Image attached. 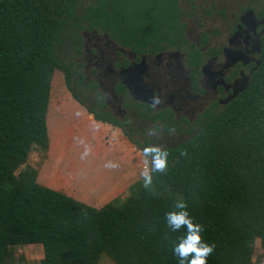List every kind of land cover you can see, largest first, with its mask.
I'll use <instances>...</instances> for the list:
<instances>
[{
	"label": "trees",
	"instance_id": "trees-1",
	"mask_svg": "<svg viewBox=\"0 0 264 264\" xmlns=\"http://www.w3.org/2000/svg\"><path fill=\"white\" fill-rule=\"evenodd\" d=\"M76 2L0 0V264H10L8 248L26 245L41 247L38 264H98L102 255L112 264H181L174 249L188 230H174L166 219L182 210L180 203L200 226L201 243L214 245L206 264L258 262L264 255V34L247 87L192 138L160 149L167 153L162 172L154 169V153L131 142L151 160L147 187L142 177L96 209L36 182L37 169L27 160L33 147L48 148L53 73L68 83V68L54 53L64 32L100 30L135 52L183 40L176 0H92L78 16Z\"/></svg>",
	"mask_w": 264,
	"mask_h": 264
},
{
	"label": "flooded vegetation",
	"instance_id": "flooded-vegetation-1",
	"mask_svg": "<svg viewBox=\"0 0 264 264\" xmlns=\"http://www.w3.org/2000/svg\"><path fill=\"white\" fill-rule=\"evenodd\" d=\"M247 1L233 12L232 0L210 1L207 10L189 4L184 11L176 0L183 40L141 52L122 47L100 30L76 28L63 53L65 89L87 114L111 120L106 125L130 144L175 148L230 102L223 100L235 81L245 76L249 81L259 67L264 8L261 0ZM81 12L74 8L77 16ZM154 96L160 101L155 106Z\"/></svg>",
	"mask_w": 264,
	"mask_h": 264
},
{
	"label": "rangeland",
	"instance_id": "rangeland-1",
	"mask_svg": "<svg viewBox=\"0 0 264 264\" xmlns=\"http://www.w3.org/2000/svg\"><path fill=\"white\" fill-rule=\"evenodd\" d=\"M181 11L187 10V5H201L207 10L210 6V1L213 0H179ZM221 4L227 2V0H215ZM233 12L238 10L240 5L247 3V0H232ZM92 0H77L75 8L83 7L85 4H91ZM236 5V6H235ZM211 23L206 22L205 27L209 28ZM69 38L67 33L64 32L60 39L62 42L59 46L54 45V53L60 63L65 64L63 59L64 51H66V40ZM219 41V40H218ZM220 42V41H219ZM50 104L47 108L46 114V127L47 137L48 135L56 136L59 131H65L68 128H73V135L67 142L65 148L64 142L60 144L63 154L60 157H55V154L50 156L49 161H41L40 155H46V152L42 153L36 147L31 149L29 154V160L27 164L39 170L40 176L43 172L51 169V164L58 168L57 170H66L70 167V170L76 175L78 180L88 181L94 176H99L102 180L101 188L105 185L112 183L118 178L122 169L130 168L136 174L131 179H126V184H131L136 180L144 177L143 173L149 171L151 160L144 158L138 148H135L129 143L124 135L117 130L110 128L108 125H104L100 122L89 118L90 114H79L77 110L69 105H76L74 102L69 101V94L65 89V85L62 79V74L55 71L51 79L50 87ZM63 108L59 110V105L63 104ZM71 108V109H70ZM63 137V135H62ZM61 137V138H62ZM123 139L129 143L131 147L138 153L136 156L129 157L130 162L124 163L120 153H125L118 142ZM98 147V151L95 149ZM154 148L161 149V146H155ZM128 155V154H125ZM41 161V162H40ZM40 162V163H38ZM54 169V168H53ZM53 171V170H52ZM51 172V171H50ZM75 186V185H74ZM99 189L89 192L96 195ZM34 247L19 246L10 247L7 249L5 259L10 264H38L42 253L39 245H33ZM31 248L34 250L31 251ZM40 249V250H39ZM98 264H112L105 256H100Z\"/></svg>",
	"mask_w": 264,
	"mask_h": 264
},
{
	"label": "crops",
	"instance_id": "crops-1",
	"mask_svg": "<svg viewBox=\"0 0 264 264\" xmlns=\"http://www.w3.org/2000/svg\"><path fill=\"white\" fill-rule=\"evenodd\" d=\"M49 97H50V94H49ZM69 101H72L74 102V104H76V105H69L70 107H73L75 110H77L79 114H85L87 118V113L83 110L81 106H79L71 98H69ZM49 102H50V99H49ZM49 102H48V105L50 104ZM64 104L65 103L59 105V110L63 108ZM91 121H93V119ZM72 130L73 128L71 127V128L66 129L64 132L59 131L56 136L51 137L50 135H48V148L46 150L47 157L46 155H40L42 157L41 161L43 163L44 161L50 162L49 158L50 156H52V154H55V157H60V155L63 154V150L61 149L60 144L64 142L63 148H65L68 140L73 135ZM118 144L125 151V153L122 152L119 155L122 157L124 163L126 164L129 163L130 162L129 157H132V156L135 157L138 152L135 151L134 147H131L129 143L123 139H120ZM98 150L99 149L97 147L95 149V152H97ZM125 154H128V155H125ZM28 160H29V156H28ZM57 169L58 168L54 167L51 164V169H49L47 172L45 170L43 172V175L41 176L39 174V170H37L36 182L43 187H46L53 191L61 192L64 195L80 203L86 204L96 209L102 207L104 204H106L107 202H109L110 200H112L113 198L117 196L126 195V190L130 184H126L127 182L125 180L131 179L136 175L134 171H132L130 168L122 169L117 179H115L112 183L105 185L101 188L102 180L97 175L96 177L94 176L92 179L88 181H82V180L77 179L76 175L72 172V170H70V167H68L66 170L65 169L57 170ZM97 189H99V191L96 195H92L93 193L92 194L89 193ZM28 246L34 247L33 245H28ZM33 250L34 249L31 248V251ZM40 252L42 253L41 250ZM41 258H42V255H41Z\"/></svg>",
	"mask_w": 264,
	"mask_h": 264
},
{
	"label": "clouds",
	"instance_id": "clouds-1",
	"mask_svg": "<svg viewBox=\"0 0 264 264\" xmlns=\"http://www.w3.org/2000/svg\"><path fill=\"white\" fill-rule=\"evenodd\" d=\"M160 103L159 99L154 96V106ZM153 165L157 171H163L166 164V152H161L158 148L145 149V155L153 154ZM145 179V187L151 183V177L147 171L143 173ZM177 207L182 209L179 212L167 213V222L174 230L180 229L182 226L186 227L188 234L185 239L179 243L174 249L175 254L180 258L181 264L187 260L188 264H206V258L211 255L214 250V245H208L201 243L199 235L200 226L194 225L189 218L188 213L183 209L186 207L184 204H177ZM191 257V259H189Z\"/></svg>",
	"mask_w": 264,
	"mask_h": 264
},
{
	"label": "water",
	"instance_id": "water-1",
	"mask_svg": "<svg viewBox=\"0 0 264 264\" xmlns=\"http://www.w3.org/2000/svg\"><path fill=\"white\" fill-rule=\"evenodd\" d=\"M252 16L250 11H247L244 13V17H248V19ZM240 56V55H239ZM236 62L235 60H232L231 63L233 64ZM243 63H246V61H243ZM202 72H204V68L202 69ZM248 85V77H242L235 81L232 85V92L223 100V103L226 104L228 101L233 100L237 97L239 93H241ZM90 118H92L91 115H89Z\"/></svg>",
	"mask_w": 264,
	"mask_h": 264
},
{
	"label": "built area",
	"instance_id": "built-area-1",
	"mask_svg": "<svg viewBox=\"0 0 264 264\" xmlns=\"http://www.w3.org/2000/svg\"><path fill=\"white\" fill-rule=\"evenodd\" d=\"M250 264H264V255L262 256V258L258 262L255 260H252L250 262Z\"/></svg>",
	"mask_w": 264,
	"mask_h": 264
}]
</instances>
